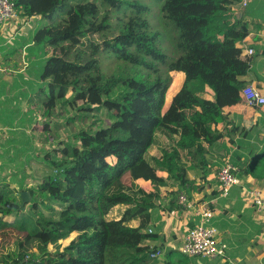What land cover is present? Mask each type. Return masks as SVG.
Masks as SVG:
<instances>
[{"label": "trees", "instance_id": "16d2710c", "mask_svg": "<svg viewBox=\"0 0 264 264\" xmlns=\"http://www.w3.org/2000/svg\"><path fill=\"white\" fill-rule=\"evenodd\" d=\"M240 2L164 0L159 9L164 22L180 31L179 56L172 58L147 16L150 8L136 0H15L21 18L50 21L27 46L45 59L42 76L49 80V93L43 114L51 117L63 101L81 104L77 108L86 112L105 109L109 123L79 130L77 143L64 141L54 149L56 162L49 163L48 152L50 173L28 189L30 201L16 197L10 183L0 185V235L7 237L12 227L27 231L17 250L0 252V264H157L143 243L154 236L146 229L159 206L158 184L166 177L189 194L202 191L213 170L212 147L232 139L238 127L227 128L224 109L244 101L243 77L251 69V57L243 58L238 45L250 33L246 20L234 18ZM103 53L126 63L125 69L108 74ZM168 74L182 76L169 103ZM207 87L213 99L206 96ZM238 167V175L264 180V149ZM138 180L156 188L146 191ZM28 204L30 226L21 219ZM39 204L52 213L61 206L59 217L35 215ZM10 214L14 221L5 219ZM49 244L57 248L49 250ZM161 258L165 264L191 262L170 247Z\"/></svg>", "mask_w": 264, "mask_h": 264}, {"label": "crops", "instance_id": "0c3cea01", "mask_svg": "<svg viewBox=\"0 0 264 264\" xmlns=\"http://www.w3.org/2000/svg\"><path fill=\"white\" fill-rule=\"evenodd\" d=\"M246 1L247 5L240 2L234 6V18L246 20L250 25L249 35L238 44L243 49V58L251 57V69L243 79L247 84L259 88L264 95V0ZM49 22L41 16L27 20L20 17L0 26V185L10 181L4 170L12 163L30 162L32 152L21 158L18 147L24 143L32 144L29 140L35 138L36 134L42 141L43 134L48 133L51 127L47 123L53 117L48 118L43 114L44 101L49 93V80L42 76L45 59L31 54L27 48L33 45L34 32ZM17 37L19 40H16ZM249 50L253 51L251 55H248ZM24 60L27 66L23 65ZM206 96L214 98V91L210 87H207ZM224 111L230 120L227 128H233V124L238 127L232 132V139L227 137L212 147L210 158L214 162L211 166L213 170L207 176L205 188L188 195L199 203H207L213 210L210 225L217 229L218 239L227 243L228 247L225 257L216 260L190 257V264H264V214L258 213L243 193L246 187H259L264 191V180L252 175H238L242 185H235L228 196H222L217 179V172L226 161L238 167L248 161L253 151L264 149V105L252 106L243 101L226 107ZM222 126L218 125L219 128ZM41 146L49 150L48 144ZM5 153L12 154L14 159L3 160ZM191 177L194 176L191 174ZM168 196L171 199L167 201L168 208L161 206L162 201L159 200V206L153 211L149 228L154 236L145 239L143 244L146 247L163 248L165 251L164 245L170 236L175 238L176 234H185L189 227L198 222V217L183 209L172 193ZM181 242L168 245L179 250ZM157 264L165 262L158 259Z\"/></svg>", "mask_w": 264, "mask_h": 264}, {"label": "rangeland", "instance_id": "374dc122", "mask_svg": "<svg viewBox=\"0 0 264 264\" xmlns=\"http://www.w3.org/2000/svg\"><path fill=\"white\" fill-rule=\"evenodd\" d=\"M68 1L70 4H73V3L81 2L83 0H68ZM136 1L145 4L150 8L147 16L150 19L151 23H153V28L161 32L160 33L161 47L166 51V53L170 57L177 58L179 56V52L176 48V42H177V38L179 37L180 31L172 21L164 22L159 10L164 0H136ZM59 18H60V14L59 13L55 14L54 22H58ZM95 38H97V36ZM16 40H19V37H17ZM101 64L104 71H106L108 74H111L113 72L116 73L126 66V63L117 59L115 56L110 55L109 53L101 54ZM23 65L27 66L25 64V60L23 62ZM171 76H172V84L170 91L168 92V103L171 100L172 96L175 94L176 90L179 89V86L181 85V81H182V76H180V74H174ZM68 95H70V93ZM76 106L80 108L81 104ZM77 107H74L70 104H65L63 101H60L57 105V108L54 111V114L51 116L53 118L50 121L51 127L49 129V132L48 133L45 132L43 134V140L39 141V138L37 137L36 134L35 138L29 140V142L32 141V144L27 145L26 143H24L22 147H18L17 152L19 157L23 158L22 156H25L26 154L31 152L32 155L29 163L26 164V162H23L21 164L15 162L11 164L12 166H9V168L4 170V172L7 171V179L10 180L8 182H10L13 185H16V187H12L15 191L16 197L19 198L22 192L29 191L28 190L29 188H32L33 186H35V184H38L40 178L50 173L49 164L46 165L42 161V159L45 161L44 155L46 154V152L50 153L49 163L56 162L60 158L54 152V149L57 147L62 148L64 146L63 143L64 141L77 143L78 140L75 138V135L78 133L79 130L81 129L95 130L100 125L109 123L105 109H102L99 112H86L79 110ZM44 111L46 112L45 109ZM86 113H88V117H83V116L81 117V115ZM49 117L50 116H48V118ZM27 139L28 138L24 140ZM43 143L48 144V148L50 151L49 150L47 151L45 146L44 147L41 146V144ZM7 154L9 153H5L2 156L3 160L14 159L12 157V154H9L10 158L7 156ZM40 161L43 162L42 165L39 164ZM137 184L146 191H151L156 188V186L153 183H148L146 182V180L145 181L140 180V182H138ZM157 188L160 189V192L162 194L160 195L159 198V200L162 201L161 206L166 208H168L167 201L168 199H170V196H168L169 193H173L175 195L173 197L176 201H177V195L179 196V194L182 191L189 194L185 190V188H182L178 184V182H176L175 180H170L166 177H163V181L158 184ZM31 199L32 197L30 196L29 201ZM39 199H41L40 196ZM55 208H56V213H52L50 210H47L42 204H39L36 210L38 212H34V213L35 215L41 216L42 214V216H47V217L54 215L55 218H58L62 210V207L56 205ZM30 209H31L30 205L28 204L26 206L24 217H21V219L25 218V221L27 222L28 226L34 223V221L31 220L32 218L30 217L32 213ZM15 217H16L15 214H10L7 215L5 218L8 221H10V220H14ZM8 231L10 232V234L7 237L0 235V252L2 253H9V252H13L14 250H17L19 239L22 238L24 234L27 232L21 230L19 231L15 227L8 228ZM183 234L184 232H181L180 236L176 234L175 238L170 236L168 241L166 242L167 244L164 245L165 246L164 248L166 249L168 247H171L170 245H168L169 243L173 245L180 243L182 241ZM75 235L76 233H72L70 238L61 240L59 243L60 244L59 248L62 249L65 245H67ZM48 248L49 250H54L57 247L54 244H49ZM31 249L32 251L36 250L35 247ZM151 249L154 250V248ZM162 250L164 249L162 248ZM160 259L162 258L160 257Z\"/></svg>", "mask_w": 264, "mask_h": 264}, {"label": "built area", "instance_id": "2783aa9c", "mask_svg": "<svg viewBox=\"0 0 264 264\" xmlns=\"http://www.w3.org/2000/svg\"><path fill=\"white\" fill-rule=\"evenodd\" d=\"M243 5H247V1L243 0ZM20 15L16 8L15 0H0V26L9 20H19ZM253 53L249 50V54ZM244 101L252 106H263L264 95L261 90L252 84H248L242 89ZM238 167L232 162L226 161L218 172L217 179L220 183V192L222 196H228L235 185H242V180L236 173ZM250 201L255 210L264 214V191L259 187H246L244 195ZM179 205L198 217V222L193 227H189L179 246V251L189 257H207L216 259L225 257L227 243L220 241L217 237V229L210 225L213 217V210L207 203H199L190 197L186 192H181L177 197ZM147 231V230H146ZM147 232H152L149 228ZM164 254L161 248H154L150 252L149 257L158 261Z\"/></svg>", "mask_w": 264, "mask_h": 264}, {"label": "water", "instance_id": "95a60500", "mask_svg": "<svg viewBox=\"0 0 264 264\" xmlns=\"http://www.w3.org/2000/svg\"><path fill=\"white\" fill-rule=\"evenodd\" d=\"M30 196H31V194L29 191H24L21 193V198H22L23 202H28L30 199Z\"/></svg>", "mask_w": 264, "mask_h": 264}]
</instances>
